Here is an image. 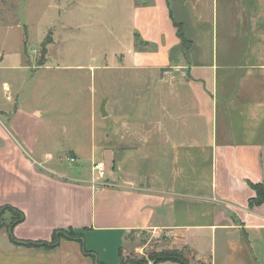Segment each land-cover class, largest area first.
I'll return each instance as SVG.
<instances>
[{"label":"crops","instance_id":"0c3cea01","mask_svg":"<svg viewBox=\"0 0 264 264\" xmlns=\"http://www.w3.org/2000/svg\"><path fill=\"white\" fill-rule=\"evenodd\" d=\"M132 6L124 45L76 65L91 76L130 70L141 85L103 102L100 132L90 102V164L54 161V149L75 156L78 148L53 146L49 108L25 97L32 65L23 48L0 50V211L23 215L3 212L0 264H122L127 241L143 232L171 236L196 264H264V197L255 187L264 189V0ZM61 229L84 241L44 244Z\"/></svg>","mask_w":264,"mask_h":264},{"label":"rangeland","instance_id":"374dc122","mask_svg":"<svg viewBox=\"0 0 264 264\" xmlns=\"http://www.w3.org/2000/svg\"><path fill=\"white\" fill-rule=\"evenodd\" d=\"M132 1L0 0V50L13 54L23 48L32 65L29 77H25L23 72L27 81L25 97L29 101L44 102L49 108L47 122L54 123L56 128L51 138L53 146L60 140H66L78 148L74 161L70 160L68 151L54 149V161L73 168L90 164L93 159L90 150V102L95 101V123L100 132L104 121L103 102L110 96L128 97L131 90L136 94L141 88L138 80H135L136 84L129 80L130 70H95L91 76L86 69L76 68L78 64H88L92 54L102 58L103 52L117 50L124 45L136 13ZM152 2L136 0L141 6ZM135 36L137 47L144 49V43ZM46 60L48 68L33 74L36 67L45 65ZM98 60L102 62L100 58ZM135 74L138 75V71ZM59 124L69 128L71 137L63 135V127L60 128ZM104 162L109 164L106 159ZM6 219H10L9 215ZM178 245L167 234L143 232L127 241L123 262L166 264L168 261L159 255L177 252L189 264H196L191 252Z\"/></svg>","mask_w":264,"mask_h":264},{"label":"trees","instance_id":"16d2710c","mask_svg":"<svg viewBox=\"0 0 264 264\" xmlns=\"http://www.w3.org/2000/svg\"><path fill=\"white\" fill-rule=\"evenodd\" d=\"M177 27H178V33L179 35L181 36V38L183 39V44L186 46L189 44V41H187L184 37V34H183V28H182V25L181 24H177ZM144 43V42H143ZM145 45V43H144ZM256 189L258 190L259 192V197L263 198L264 197V189H263V186L262 185H255ZM5 210H10L12 211L15 215H16V219L17 220H20L23 218V215L22 213L18 212L17 210L11 208V207H4L3 210L0 211V223L2 222L3 220V212ZM14 221L12 223L9 224V227H11L13 225ZM1 225V224H0ZM62 237H66V238H69V239H78V240H81L82 242L84 241V235L83 233H79L73 229H68V230H65V229H61V230H57L55 232V235L53 236V240L51 242H45L44 244L47 245V246H50V245H53V244H56L57 241L62 238ZM85 252L89 253V250L85 248ZM164 257L165 261H179L181 262L182 264H189L188 260L181 254V253H177V252H174L172 254H168V255H159V258H162ZM99 264H102V263H99ZM122 264H134V263H130V262H123Z\"/></svg>","mask_w":264,"mask_h":264},{"label":"built area","instance_id":"2783aa9c","mask_svg":"<svg viewBox=\"0 0 264 264\" xmlns=\"http://www.w3.org/2000/svg\"><path fill=\"white\" fill-rule=\"evenodd\" d=\"M70 160L74 161L75 157L73 155L70 156ZM94 169L97 171L98 176L101 178L105 175L106 168L103 161H98L94 164Z\"/></svg>","mask_w":264,"mask_h":264},{"label":"water","instance_id":"95a60500","mask_svg":"<svg viewBox=\"0 0 264 264\" xmlns=\"http://www.w3.org/2000/svg\"><path fill=\"white\" fill-rule=\"evenodd\" d=\"M102 113H103V115H107V112H106V110H105L104 105H102Z\"/></svg>","mask_w":264,"mask_h":264},{"label":"flooded vegetation","instance_id":"af4514ba","mask_svg":"<svg viewBox=\"0 0 264 264\" xmlns=\"http://www.w3.org/2000/svg\"><path fill=\"white\" fill-rule=\"evenodd\" d=\"M0 224H1V226H4L6 224L5 220H2V222Z\"/></svg>","mask_w":264,"mask_h":264}]
</instances>
